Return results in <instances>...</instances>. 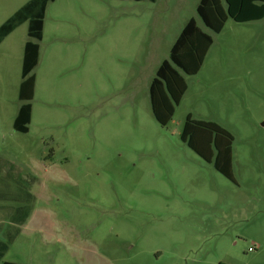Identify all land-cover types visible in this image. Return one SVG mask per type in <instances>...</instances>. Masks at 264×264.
Returning <instances> with one entry per match:
<instances>
[{"label":"rangeland","instance_id":"1","mask_svg":"<svg viewBox=\"0 0 264 264\" xmlns=\"http://www.w3.org/2000/svg\"><path fill=\"white\" fill-rule=\"evenodd\" d=\"M28 1L0 0V25ZM199 3L56 0L41 41L24 23L0 44V241L21 230L0 264H264V19L216 34ZM190 19L212 43L197 74L176 69L186 92L162 126L150 84ZM188 117L231 136L221 172L214 145L207 162L182 141Z\"/></svg>","mask_w":264,"mask_h":264},{"label":"trees","instance_id":"2","mask_svg":"<svg viewBox=\"0 0 264 264\" xmlns=\"http://www.w3.org/2000/svg\"><path fill=\"white\" fill-rule=\"evenodd\" d=\"M56 0H29L0 26V44L20 25L27 23V36L30 40L41 41L43 35L44 18L49 3ZM124 1V0H120ZM141 2L144 0H133ZM154 2L155 0H149ZM197 14L203 25L213 33H220L228 18L236 23H249L264 19V0H200ZM27 41L24 45L21 67V84L19 100L25 101L15 118L14 129L18 133L26 134L31 118V105L35 84L34 75L30 76L39 58V46ZM212 40L203 33L194 19H190L177 40L173 44L169 59L164 60L157 69L155 78L149 88L150 103L155 119L166 126L172 119L174 107L178 105L186 92V85L176 70L185 75H195L200 70ZM214 136V140L213 137ZM181 139L199 157L211 162L213 151L216 150L215 167L221 172V166L229 161L232 138L222 128L211 123H193L188 117L184 125ZM222 174L227 176L223 171ZM229 178V177H228ZM28 202L33 196L26 193ZM28 218L27 212L16 210L13 216L14 224L23 226ZM15 228L6 235V242L0 241V263L7 253L10 244L20 233ZM14 264V263H3Z\"/></svg>","mask_w":264,"mask_h":264},{"label":"built area","instance_id":"3","mask_svg":"<svg viewBox=\"0 0 264 264\" xmlns=\"http://www.w3.org/2000/svg\"><path fill=\"white\" fill-rule=\"evenodd\" d=\"M255 249H256V247L254 246L253 248H249V251L251 252V251H253Z\"/></svg>","mask_w":264,"mask_h":264},{"label":"crops","instance_id":"4","mask_svg":"<svg viewBox=\"0 0 264 264\" xmlns=\"http://www.w3.org/2000/svg\"><path fill=\"white\" fill-rule=\"evenodd\" d=\"M1 26V25H0ZM5 40V39H4Z\"/></svg>","mask_w":264,"mask_h":264}]
</instances>
